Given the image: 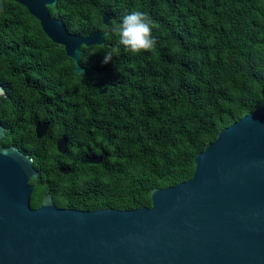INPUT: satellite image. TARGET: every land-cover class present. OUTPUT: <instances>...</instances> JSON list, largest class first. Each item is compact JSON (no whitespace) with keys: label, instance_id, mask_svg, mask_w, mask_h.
<instances>
[{"label":"trees","instance_id":"1","mask_svg":"<svg viewBox=\"0 0 264 264\" xmlns=\"http://www.w3.org/2000/svg\"><path fill=\"white\" fill-rule=\"evenodd\" d=\"M0 8L1 87L11 100L46 103L54 135L75 137L80 157L102 159L71 175L41 173L32 209L48 193L62 209L150 208L151 190L190 180L195 157L221 131L264 109V0H57L48 12L69 34H106L104 46L81 48L79 75L24 7L0 0ZM133 10L154 22L151 51L131 54L111 31ZM29 128L6 126L0 146Z\"/></svg>","mask_w":264,"mask_h":264},{"label":"water","instance_id":"2","mask_svg":"<svg viewBox=\"0 0 264 264\" xmlns=\"http://www.w3.org/2000/svg\"><path fill=\"white\" fill-rule=\"evenodd\" d=\"M7 1L24 7L64 48L77 75L84 72L81 48L105 44L104 33L72 35L51 18L48 8L57 0ZM109 20L104 14L103 25ZM46 126L36 128L38 137ZM4 135L0 124V144ZM101 161L84 156L80 163ZM194 166L190 180L151 190L150 208L60 209L47 194L32 209L28 182L38 173L31 159L15 147L0 148V264H264V109L221 131Z\"/></svg>","mask_w":264,"mask_h":264},{"label":"flooded vegetation","instance_id":"3","mask_svg":"<svg viewBox=\"0 0 264 264\" xmlns=\"http://www.w3.org/2000/svg\"><path fill=\"white\" fill-rule=\"evenodd\" d=\"M4 1L8 3L12 2L7 0ZM0 11H4V8H0ZM27 84H30L29 80L27 81ZM23 89H25V87H21L20 90ZM29 89L30 87H27L25 90ZM3 91L4 93L0 95V124L4 128L5 135L2 139L1 144L5 141L6 138H9L7 137V133L5 131L6 126L14 127L18 125H26L29 127H33V133L30 132V128L26 130V133L21 135L16 134L17 132L13 131L12 133L15 135H12L10 138L13 140V142H15V145L0 146V148L15 147L22 154L28 156L31 159L32 167L38 173V177L30 179L28 184L33 186L34 188L39 182V175L41 173H59L60 175L65 176L71 175L76 172L78 170L79 164H81L80 161L82 157L90 155L86 154L81 157L79 156L78 144L75 137H73L72 139H68L63 134L58 137L54 135L56 131L55 129H52V122L47 119L46 112L48 105L43 102L32 103L30 100L24 102L22 101V93L15 94V100H11V96H9L4 89ZM43 96L45 97L44 94ZM9 97L10 102L12 103L8 108H6L3 106V103L4 100H6L7 98L9 99ZM73 107H77V105L73 104ZM66 112L65 114H67ZM61 115L63 116V113ZM72 115H74L73 112ZM45 124L47 125L45 133L42 136L38 137L36 134V128L40 125ZM57 130L58 132L60 130L62 131V128L59 127ZM63 137L64 151L61 153L58 151L57 144ZM64 172H67L68 174H65Z\"/></svg>","mask_w":264,"mask_h":264},{"label":"clouds","instance_id":"4","mask_svg":"<svg viewBox=\"0 0 264 264\" xmlns=\"http://www.w3.org/2000/svg\"><path fill=\"white\" fill-rule=\"evenodd\" d=\"M153 26L154 22L146 13L133 10L125 14L118 24L113 23L111 31L116 35L119 46L131 54H140L156 46L157 41L152 35ZM112 56V51L106 52L103 63L111 62Z\"/></svg>","mask_w":264,"mask_h":264}]
</instances>
